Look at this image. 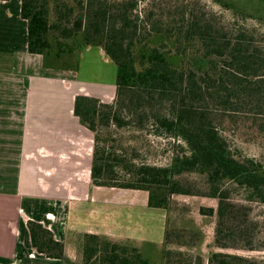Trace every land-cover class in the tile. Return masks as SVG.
<instances>
[{
    "label": "trees",
    "instance_id": "16d2710c",
    "mask_svg": "<svg viewBox=\"0 0 264 264\" xmlns=\"http://www.w3.org/2000/svg\"><path fill=\"white\" fill-rule=\"evenodd\" d=\"M139 1L20 0L28 51L72 63L75 47L68 41L80 35V48L99 46L116 66L113 102L77 95L73 106L94 136L92 183L143 190L148 207L166 209L173 194H193L185 174L204 175L202 195L217 199L214 244L233 247L242 228L236 212L246 206L231 195L264 204V164L231 152L215 113L264 114V48L246 29L231 31L195 3L150 0L142 13ZM185 55L191 56L186 63ZM121 129L181 139L187 153L164 165L136 163L139 150L121 144ZM27 226L36 252L63 259V243L50 230L34 221ZM86 239L82 264H149L137 247L95 235ZM170 255L164 252L163 264H171ZM259 263L220 252L208 258V264Z\"/></svg>",
    "mask_w": 264,
    "mask_h": 264
},
{
    "label": "crops",
    "instance_id": "0c3cea01",
    "mask_svg": "<svg viewBox=\"0 0 264 264\" xmlns=\"http://www.w3.org/2000/svg\"><path fill=\"white\" fill-rule=\"evenodd\" d=\"M85 56L111 61L94 45L80 48L73 67L29 52L20 0H0V264H78L89 235L138 249L163 242L165 210L148 207L147 192L92 183L94 136L74 100L105 102L115 84L88 83ZM152 209L159 224L149 221ZM28 221L63 243V259L35 251Z\"/></svg>",
    "mask_w": 264,
    "mask_h": 264
},
{
    "label": "rangeland",
    "instance_id": "374dc122",
    "mask_svg": "<svg viewBox=\"0 0 264 264\" xmlns=\"http://www.w3.org/2000/svg\"><path fill=\"white\" fill-rule=\"evenodd\" d=\"M162 1L168 4L180 5L184 3V6L195 3L216 15L223 25L231 31L239 28L246 29L253 41L264 48V0ZM149 2L150 0L139 1L137 9L143 13V8H149ZM79 36L68 41L75 47L70 59L72 63L63 62L65 61L63 59L57 64L72 67L77 65L75 61L80 49ZM190 57L189 55L183 56L184 63ZM47 60L53 62L51 57H48ZM81 65L82 76L87 79L88 83L96 84L99 82L109 86L110 89L114 86L116 66L112 61H105L98 56H85ZM113 99L114 94L107 98L105 103H112ZM215 116V123L226 138L233 154L241 157H253L264 164V114L230 116L228 113L218 111ZM116 136L121 138V144L128 142L127 144H133L137 147L139 152L134 155L136 163L146 162L164 165L169 163L174 155L187 153L185 143L181 139L156 137L151 134V131L135 132L131 129H121L116 132ZM204 179V175L196 172L184 175L183 183L185 181L191 186L193 194H173L171 196L168 207L164 209L166 221L162 244H159L158 247L140 245V252L148 259L149 264H163L165 251L171 252L169 256L171 264H208V258L214 252L237 255L249 260L254 259L263 262L259 264H264V204L245 200L243 193L232 194V199L235 202L246 206L236 212L237 216L241 218L242 228L236 232L238 239L235 246L216 247L214 228L217 199L202 195L207 191ZM149 212L152 213L149 221L155 225L159 224L161 211L152 209ZM133 218L136 216L133 215ZM155 236L153 231V240H157ZM82 263L81 261L78 262V264Z\"/></svg>",
    "mask_w": 264,
    "mask_h": 264
}]
</instances>
